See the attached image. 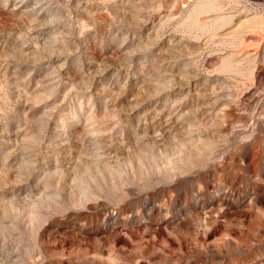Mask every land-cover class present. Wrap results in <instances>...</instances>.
Here are the masks:
<instances>
[{"label": "rangeland", "instance_id": "1", "mask_svg": "<svg viewBox=\"0 0 264 264\" xmlns=\"http://www.w3.org/2000/svg\"><path fill=\"white\" fill-rule=\"evenodd\" d=\"M0 264H264V0H0Z\"/></svg>", "mask_w": 264, "mask_h": 264}, {"label": "bare ground", "instance_id": "2", "mask_svg": "<svg viewBox=\"0 0 264 264\" xmlns=\"http://www.w3.org/2000/svg\"><path fill=\"white\" fill-rule=\"evenodd\" d=\"M256 18H257V17H256ZM251 21L253 22V21H255V19H252Z\"/></svg>", "mask_w": 264, "mask_h": 264}]
</instances>
